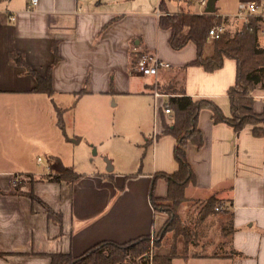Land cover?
Segmentation results:
<instances>
[{
  "label": "crops",
  "instance_id": "crops-1",
  "mask_svg": "<svg viewBox=\"0 0 264 264\" xmlns=\"http://www.w3.org/2000/svg\"><path fill=\"white\" fill-rule=\"evenodd\" d=\"M0 1V264H50L53 253L79 256L100 242L126 243L158 233L167 217L151 204L152 186L156 196L166 197L168 183L155 176L176 172L179 163L174 155L176 139L161 134L173 116L164 109L155 113L152 86L163 80L167 86L184 87L187 95L212 100L229 117L228 92L236 84L237 62L225 59L212 72L189 65L197 57V47L192 42L181 50L171 47L170 30L158 27L160 0H39L31 10L29 0ZM201 1L168 0L167 7L171 14L182 10L202 14L207 6ZM236 1L235 11L225 7L224 0L216 1L214 14L227 29L236 31L246 23L237 17L244 2H259L258 14L264 15V0ZM230 16L238 19L232 21ZM214 48L215 40L209 39L204 56H212ZM14 51L43 76L51 67L52 96L33 91L37 80L11 58ZM140 53L171 66L160 68L156 77L144 76L133 66ZM164 94L167 103L175 96ZM112 97L125 115L120 123L131 115L140 128L137 146L145 169L77 174L79 179L72 183L41 180L73 171L62 165L58 149L52 148L64 115L77 111L83 101L98 99L111 107ZM253 97L255 112L262 113L264 90L256 89ZM198 123L204 144L188 147L196 182L186 188L182 211L218 199L224 207L219 213L222 234L208 246L223 247L225 242L227 248L218 255L195 257L194 247L188 260L178 259L197 264H264V123L259 125L260 136L254 125L237 132L227 123H214L209 109L200 111ZM39 148L51 160L33 166L28 158H42L35 157ZM125 167L120 164L121 170ZM16 173L28 178L24 186H14ZM31 191L62 214V224L27 196ZM229 218L235 231L226 236L223 226ZM157 249L158 255H168L167 248Z\"/></svg>",
  "mask_w": 264,
  "mask_h": 264
},
{
  "label": "trees",
  "instance_id": "trees-1",
  "mask_svg": "<svg viewBox=\"0 0 264 264\" xmlns=\"http://www.w3.org/2000/svg\"><path fill=\"white\" fill-rule=\"evenodd\" d=\"M168 0H160L158 16V27L170 30L169 43L174 50H181L190 42L197 47V57L189 65L201 66L206 71L212 72L224 65L225 59H234L237 62L236 84L229 89L228 95L231 101V115L225 116L215 102L204 98H194L186 94L184 87H175L159 80L157 88L163 93H171L167 105L172 110V123H164L162 135H172L176 139L174 155L179 163V168L172 174L158 173L155 179L162 178L168 183L166 197H158L155 194V184L152 186L150 201L156 211L167 212L169 220L161 229L154 241V247H158L162 238L167 232H174V242L171 253L168 255L153 256V264H173L177 257H188L187 254L179 256L177 252V239L184 236L190 243L194 240L193 234L181 221L180 209L187 201L185 194L189 184L196 182L195 174L187 158V151L190 144L201 148L204 144V137L199 129V114L203 109L212 111L214 123H227L237 132L248 125L256 126L254 133L257 136L263 134V128L259 125L264 123V111L256 113L254 110L253 92L256 89L264 90V38L261 36L263 27L260 17H251L241 29L226 31L215 40V48L212 56L205 57L204 49L209 41V31L214 26L221 24L223 19L214 13H192L182 10L179 14H171L167 7ZM11 58L19 65L27 67L29 74H32L37 85L33 89L36 93H43L48 96L54 94L52 84L51 67L45 76L37 70L27 66L23 54L14 51ZM140 53L138 58L142 56ZM58 61L56 56L55 62ZM136 62H133L135 67ZM187 65V66H189ZM186 66V67H187ZM154 89L155 86H152ZM80 93L79 95H81ZM79 179L75 172L71 174H49L41 178L51 183H72ZM21 187V186H19ZM27 196L36 203L41 204L49 218L58 224H62L63 216L60 212L54 211L49 205L41 200L33 191ZM221 202L212 197L201 202L202 216L214 214L220 208ZM203 218V217H202ZM235 231L232 220L223 226L224 235H232ZM190 239V240H189ZM192 244H196L194 242ZM224 244H226L224 242ZM151 250V236L144 235L126 243L113 241L100 242L83 254L74 256L72 253L58 252L50 254V264H149V252ZM235 253V252H234ZM208 254L196 253L195 257H202ZM213 255H218L213 254Z\"/></svg>",
  "mask_w": 264,
  "mask_h": 264
},
{
  "label": "rangeland",
  "instance_id": "rangeland-1",
  "mask_svg": "<svg viewBox=\"0 0 264 264\" xmlns=\"http://www.w3.org/2000/svg\"><path fill=\"white\" fill-rule=\"evenodd\" d=\"M173 4H177V0H171ZM224 6L230 9L236 10L238 8L236 0H224ZM238 12L240 9L237 10ZM231 20L236 21L238 18L230 16ZM242 19L239 22L242 23ZM153 79V78H152ZM151 77L148 78L150 82ZM98 100V99H97ZM91 100L89 103L83 101L81 106L76 111H69L64 115L65 122L63 126L58 127L57 134L59 140L54 136L52 144L53 149H58L59 161L62 162L67 168H71L75 174H83L89 172H107V160L112 162L114 171H142L145 169L143 165V158L141 156V149L137 146L141 131L136 121L131 119V115H127L126 119H123L122 124L120 119L125 116L120 111L121 105L116 106V99L112 97L110 105H101L102 102ZM100 106H105L100 107ZM123 115V116H122ZM125 118V117H124ZM77 134H80L78 136ZM82 137V140L78 143H74L73 137ZM41 148L36 150L35 157L40 155L44 162H47L48 153L43 152ZM38 158H28L30 164L35 166ZM53 159V158H52ZM120 164L123 165V170L120 169ZM30 165V166H31ZM31 166V167H33ZM135 169V170H134ZM53 173V172H52ZM71 174V171H65L63 174ZM28 179V178H27ZM26 177L21 179L19 186H24ZM223 205H220V209L214 214H208L205 217L202 216L200 209L201 203L192 205L186 212L180 209L181 221L193 234V242L188 241L184 236H180L177 240V252L179 256L188 255L194 251L196 247V253L203 254H220L225 253L226 244L223 242V247H209V243H214L218 240L222 234L219 231V224L221 223L219 213L224 211ZM167 221L169 220V214L167 212ZM203 217V218H202ZM230 219V218H229ZM161 230L156 234V238ZM174 232H167L162 238L158 247L162 250L168 249V254L171 253L172 245L174 242ZM155 238V239H156ZM210 238V242L208 240ZM190 240V239H189ZM197 242L196 244H192ZM203 244V245H202ZM184 245V248H182ZM154 247V255L157 254V248ZM151 252V250H150ZM149 252V254H150ZM153 255V256H154ZM191 257V256H190ZM175 258L173 264H197L194 261H186L184 259Z\"/></svg>",
  "mask_w": 264,
  "mask_h": 264
},
{
  "label": "built area",
  "instance_id": "built-area-1",
  "mask_svg": "<svg viewBox=\"0 0 264 264\" xmlns=\"http://www.w3.org/2000/svg\"><path fill=\"white\" fill-rule=\"evenodd\" d=\"M179 1H188V0H179ZM1 2V1H0ZM39 3V0H29L28 3V9H34ZM208 3V0H202L200 4L203 7H206ZM261 5L259 2H244L240 6L239 14L237 15L238 18L244 19L246 22L251 17H260L262 19L263 27L260 31L262 38H264V15L258 14V11L260 9ZM0 11H1V3H0ZM206 13L205 9L202 11V14ZM13 16L11 15V19ZM226 25L224 21L221 24H218L210 29L209 31V39L217 40L220 38V36L226 31ZM171 65L168 62H165L156 56L150 55V54H143L140 56L135 65V70L141 73L144 76H158V71L160 68H169ZM168 97L167 94L162 93L157 89V86L153 89V105L155 113H159L161 109H164L165 114L172 115V110L167 105V101H164L163 99ZM42 158H38L37 162L38 164H42ZM49 169H51L50 166H48ZM22 177L21 174H14V186H19V183L21 182ZM220 208L218 207L217 210ZM157 233H153L151 235V252L149 254V264H153V255H154V241L156 238Z\"/></svg>",
  "mask_w": 264,
  "mask_h": 264
},
{
  "label": "water",
  "instance_id": "water-1",
  "mask_svg": "<svg viewBox=\"0 0 264 264\" xmlns=\"http://www.w3.org/2000/svg\"><path fill=\"white\" fill-rule=\"evenodd\" d=\"M216 1L217 0H208L207 7L205 9L206 13H215L216 12ZM80 137H76L72 139L74 143H78L80 141ZM107 172H112L114 170V167L112 165V162L110 160H107Z\"/></svg>",
  "mask_w": 264,
  "mask_h": 264
}]
</instances>
